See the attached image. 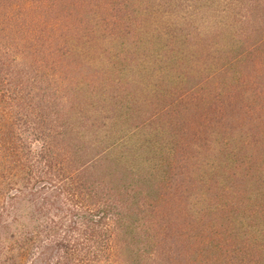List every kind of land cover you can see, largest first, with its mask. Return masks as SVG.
Listing matches in <instances>:
<instances>
[{"label": "rangeland", "instance_id": "1", "mask_svg": "<svg viewBox=\"0 0 264 264\" xmlns=\"http://www.w3.org/2000/svg\"><path fill=\"white\" fill-rule=\"evenodd\" d=\"M195 1L0 0V115L17 82L19 101L47 95L92 138L85 127L132 102L151 118L115 150L141 179L122 184L133 210L110 262L92 264H198L199 208L224 201L212 197L220 161L247 170L244 142L263 144L264 162V0ZM142 173L154 175L146 200Z\"/></svg>", "mask_w": 264, "mask_h": 264}, {"label": "trees", "instance_id": "2", "mask_svg": "<svg viewBox=\"0 0 264 264\" xmlns=\"http://www.w3.org/2000/svg\"><path fill=\"white\" fill-rule=\"evenodd\" d=\"M192 3L185 0L189 8ZM15 83L5 116L0 115V264H92L108 259L106 253L112 254L117 245L120 220L132 213L128 196L137 187L135 178L141 179L130 158L115 150L151 118L132 102L109 123L85 127L93 142L89 131H78L84 125L55 118L47 95L31 94L19 101L24 90ZM125 130L132 133L128 136ZM81 139L83 151L70 149ZM262 146L249 149L241 142L244 153L239 157L247 158V170L220 161L225 165L219 164L221 176L213 187L220 195L212 197L224 195V201L209 205L205 198L199 208L205 240L198 243V264H264V162L260 167L253 163L262 159L257 154ZM87 151L95 153L81 161ZM142 176L138 195L146 200L154 175Z\"/></svg>", "mask_w": 264, "mask_h": 264}]
</instances>
